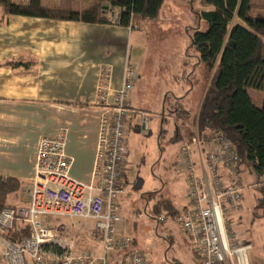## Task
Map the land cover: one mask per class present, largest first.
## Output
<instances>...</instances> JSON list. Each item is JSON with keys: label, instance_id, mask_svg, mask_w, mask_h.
<instances>
[{"label": "crops", "instance_id": "0c3cea01", "mask_svg": "<svg viewBox=\"0 0 264 264\" xmlns=\"http://www.w3.org/2000/svg\"><path fill=\"white\" fill-rule=\"evenodd\" d=\"M29 1L12 0L14 4ZM79 1L81 4L76 7L73 0H41V3L50 9L82 13L90 0ZM118 15L117 9L106 10L102 14L106 22H71L9 15L0 7V176L22 184L18 195L10 201L12 206L25 205V191L35 177L41 139L55 137L62 131H66V154L72 161L70 176L85 184L92 182L104 109L98 104L101 74L105 68L111 69L112 94L108 99L111 105L114 92L123 86L127 65H132L131 42L135 40L134 32L139 30L119 26ZM133 92L130 103L135 113L128 120L127 143L133 130L128 146L141 166L145 164L146 148L150 151L152 161L145 169L153 175L150 180L157 183L144 185L139 192L142 199L155 203L147 206V215L154 218L152 213L160 209L159 216L155 215L158 223L163 224L169 216L160 222V217H165L161 214L167 211L166 206L174 208V205L169 200H159L164 182L155 176V170L165 155V100L170 92L163 90L153 104ZM261 105V102L255 104L258 108ZM179 106L187 112L181 103ZM143 117L147 119L146 127ZM121 199L125 205V195ZM81 220L58 218V232L80 236L79 239H97L93 238L94 226L87 230ZM133 229V222L124 220L119 232L128 234Z\"/></svg>", "mask_w": 264, "mask_h": 264}, {"label": "built area", "instance_id": "2783aa9c", "mask_svg": "<svg viewBox=\"0 0 264 264\" xmlns=\"http://www.w3.org/2000/svg\"><path fill=\"white\" fill-rule=\"evenodd\" d=\"M138 80L136 67L127 65L123 86L114 92L109 105L111 69L101 74L98 104L104 109L90 184L70 176L66 131L41 139L25 205L0 213V264H110L109 259H114L110 253L122 255L115 264H146L144 256L133 250L134 240L119 232L124 221L119 202L125 194L122 170L129 154L128 120L135 113L130 98ZM180 156L187 173L186 205L176 220L193 243L195 255L202 264H251L252 245L238 241L231 223L244 212L246 189L239 180L235 145L224 134L204 137L196 132L183 143ZM56 218L93 220L103 254L77 249L73 242L57 236L51 221ZM18 223L28 227V235L12 241L7 234Z\"/></svg>", "mask_w": 264, "mask_h": 264}, {"label": "rangeland", "instance_id": "374dc122", "mask_svg": "<svg viewBox=\"0 0 264 264\" xmlns=\"http://www.w3.org/2000/svg\"><path fill=\"white\" fill-rule=\"evenodd\" d=\"M73 4L76 7L81 3L79 0H73ZM256 4L262 8L264 0H256ZM106 6L104 4V7ZM201 9L200 0H166L163 15L156 22L135 23L134 30H139L134 32L135 40L131 42V64L136 67L139 78L142 77L140 83L138 80L135 84V93L153 104L157 103L159 93L163 90L170 92L168 95L162 94L163 97L167 95L164 123L167 133L163 145L164 160L155 170V176L164 182L159 200L173 202L175 210L186 204L187 173L181 166L180 149L183 145L181 140L188 139L195 132L193 121L212 78L198 65L197 54L191 44V36L195 32H204L207 29V24L199 20ZM262 11L264 13V9ZM248 93L254 104L261 102V107L263 106L264 92L249 90ZM180 103L191 114L190 117L182 111ZM177 133L180 135V142L173 144L170 139ZM133 135L132 130L127 146L131 145ZM147 143L150 148L149 141ZM128 150L129 154L122 170V186L127 203L122 205L121 198L124 196L120 198L119 203L124 220L133 222L134 229L129 231L131 234L123 235L134 240L133 250L144 256L146 264H202L195 255L193 243L185 236L177 220L169 217L165 223L159 224L156 215L154 218L147 215V206L155 203L142 199L139 191L144 185L149 187L157 183L150 180L153 175L145 169L148 167L147 163L150 164L152 161L150 151L148 152L146 148L145 164L141 166L136 161V154H131L129 146ZM246 178L248 176L244 174V179ZM261 181H264V178L260 183L250 180L245 184L244 214L242 216L241 213L231 220L238 241L252 245L249 253L251 264H264V211L257 205V190L263 187ZM13 200L11 199V202ZM161 215L166 217L168 211ZM51 221L57 236L72 238L68 240L73 242L77 249L91 252L96 256L103 254L102 245L98 240L62 235L58 232V218ZM81 221L87 230L94 226L91 220ZM109 256L114 258L109 259L110 264L122 259V255L116 253H110Z\"/></svg>", "mask_w": 264, "mask_h": 264}, {"label": "trees", "instance_id": "16d2710c", "mask_svg": "<svg viewBox=\"0 0 264 264\" xmlns=\"http://www.w3.org/2000/svg\"><path fill=\"white\" fill-rule=\"evenodd\" d=\"M164 3L165 0H90L82 13L46 8L41 0H30L28 4L0 0V7L9 15L92 23L106 22L102 14L117 9L118 25L132 28L138 22H156ZM200 6L199 20L207 24V29L195 32L191 44L198 65L212 78L194 118L196 130L192 135L224 134L238 152L240 183H260L264 178V104L256 107L248 91L264 92V7H259L256 0H201ZM186 115L191 116L189 112ZM170 142H180L179 133ZM242 174L248 178L243 179ZM21 189L20 181L0 176V213L7 207H16L10 201ZM257 205L264 211V185L257 190ZM165 210L175 220L179 216V210L171 206ZM160 213V209L156 210L152 216ZM27 235L28 227L20 223L7 234L12 241Z\"/></svg>", "mask_w": 264, "mask_h": 264}]
</instances>
